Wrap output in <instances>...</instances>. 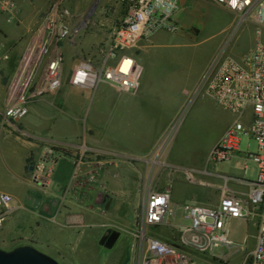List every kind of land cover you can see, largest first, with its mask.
I'll list each match as a JSON object with an SVG mask.
<instances>
[{"label":"crops","instance_id":"crops-1","mask_svg":"<svg viewBox=\"0 0 264 264\" xmlns=\"http://www.w3.org/2000/svg\"><path fill=\"white\" fill-rule=\"evenodd\" d=\"M54 1L69 3V0H15L14 16L0 10V168L8 174L7 193L15 197L14 212L0 234L11 240L8 245L12 248L6 250L36 246L73 264L85 253L94 252L108 232L117 230L118 241L124 234L131 237L130 264H135L133 232L138 214L133 213V204L139 201L142 209L147 193L156 189L170 191L173 203L192 201L188 188L180 185L176 172L171 170L168 156L159 162L152 157L159 137L149 129L150 124H164L177 118L185 101L181 96L174 100L172 93L177 89L181 94L183 90L180 84L176 86L175 77L156 73L142 76L136 94L120 92L108 81L101 82L95 90L72 86L70 77L88 53L106 52L97 48L109 43L110 31L118 27L119 19L118 12L110 13L109 8H103L101 11H108L104 14L107 16L95 19L96 28L87 31L84 12L88 6L83 8L81 3L90 5L94 0H76L81 6L69 9V23L81 28L79 35L59 44L53 42L51 46L52 53L64 58L62 87L38 96L21 121L6 120V109L16 101V91L11 85L15 75L42 62L43 70L46 68L49 57L40 60V50ZM153 37L142 40L139 48L145 52L148 64L153 63L151 69L156 70L158 61L176 56L147 51L155 46ZM145 64L143 72L147 69ZM206 69L194 85H199ZM42 82L36 81L35 87L42 86ZM184 93L189 90L184 89ZM198 112L206 114L217 129L212 150L235 117L211 100L205 101ZM123 139L127 141L125 144ZM46 146L56 148L58 160L44 185L33 180L31 168L34 169ZM236 154L226 162L243 159ZM214 168L202 170L205 177L200 182L211 186L215 197L200 204L217 206L226 193L246 200L248 182L253 178L247 179L248 168L243 172L224 166ZM208 176L219 180L213 182ZM26 189L27 192L33 189L37 197H28ZM24 215L28 220L22 224L16 227L8 224L11 218L21 220Z\"/></svg>","mask_w":264,"mask_h":264},{"label":"built area","instance_id":"built-area-1","mask_svg":"<svg viewBox=\"0 0 264 264\" xmlns=\"http://www.w3.org/2000/svg\"><path fill=\"white\" fill-rule=\"evenodd\" d=\"M210 1L234 14L236 20L227 45L214 57L194 94L212 98L235 117L211 150L209 160L216 163L230 160L240 150L241 135H248L257 142L258 154H246V158L257 164L258 176L256 181L248 182L246 200L226 193L214 207L189 202L176 204L170 191L150 190L133 232L135 264H228L225 250L230 252L236 247L231 238L232 221L255 218L256 245L244 264L248 259L250 264H264V0ZM126 5L127 13L113 32L105 61L96 66L83 60L70 77L72 86L95 90L101 82L108 81L120 92L139 91L143 66L129 51L138 49L142 40H150L160 31H178L175 16L181 9V0H127ZM16 7L15 0H0V10L11 16L15 15ZM70 16L71 11L62 2L50 6L40 50L41 58L49 57L43 84L34 85L36 68L19 72L13 83L16 101L6 109V120L21 121L38 96L62 87L64 58L52 53L51 46L53 42L59 44L79 35L81 29L70 25ZM247 23L255 26V41L246 53L235 58L228 53V47ZM173 131L161 141L159 152L163 153L166 143L172 140ZM57 158L54 146L43 148L32 173L36 183L47 184ZM14 203V195L0 192V230L13 214ZM161 226L170 229L175 244L149 234L150 229Z\"/></svg>","mask_w":264,"mask_h":264},{"label":"rangeland","instance_id":"rangeland-1","mask_svg":"<svg viewBox=\"0 0 264 264\" xmlns=\"http://www.w3.org/2000/svg\"><path fill=\"white\" fill-rule=\"evenodd\" d=\"M53 3H55V1ZM126 3L127 0H94L90 5L81 3L83 8L84 6H88L84 12L87 31H92L96 28L93 26V21L95 19H98L101 15L102 18L107 16L104 14H108V11L105 13L102 12L101 10H103V8H109L110 13L114 11L119 13V19L116 24L119 26L127 13ZM62 4L69 9L74 6H81L80 2L76 0H69V3ZM234 18V14H231L213 1L183 0V5L175 16L178 31H160L152 38L155 46L147 50L150 52L157 51L175 54V59L158 61L159 64H156L157 69L152 70L151 68L154 65L153 63L148 64V61L144 58L145 52H143V49L138 48L129 51V53L137 58L138 62L144 68L146 67L145 63H147V69L143 72L144 77L154 75L155 73L159 74V76L168 74V76L175 77L177 82H181H176L175 84L176 86L180 84L183 92L180 94L176 89L175 92L172 93V95H174V100L179 99L181 96L185 101V106L181 109L177 118L172 122L164 124H150L149 129L151 132L152 130L153 132H157V137H159L154 151L152 152V157L155 159V162H159L162 161L164 156H168L167 159L171 165V170L176 172L180 185L189 190L192 201L190 200L188 202L197 205H203L200 204L202 200L208 201L215 197L212 193V187L209 185L206 186L204 183L200 182V180L205 177L202 170L210 169L213 171L215 169L214 167H217L219 170L220 166H224L227 169L232 168L243 172L248 168V174L246 175L247 179L252 176V181H256L258 176L257 164L252 159L246 158V154H258L257 142L248 135H241L240 150L236 154L239 155L238 158H243L244 160L241 159V161H239V159H233L230 163L210 162L211 145L217 129L211 124L210 118L204 113L200 114L198 110L205 101L214 100L206 95L194 97L198 87L194 85L195 80L198 78L201 71H203L204 68H208L214 57L227 45L236 20ZM110 33L113 36L112 30ZM112 36L108 44H100L97 48H102L104 51L106 50V52L102 55L96 54L95 51V53L93 51L89 52L86 60H90L94 65L100 66L105 61V54L111 48ZM254 41L255 26L251 23H247L238 31L227 51L233 57L239 58L248 51ZM42 58L40 60H42ZM43 65L44 62L36 67L35 82L38 80L42 82L43 80L44 73L47 69V62L44 70ZM16 76L17 75H15V77ZM15 77L11 85H13ZM184 89H188L189 93L185 94ZM172 131L174 134L172 140L166 143L164 151H162L163 153L159 152L158 145L165 139L167 134ZM126 136L127 135H125V138ZM164 141H162V143ZM126 142V139H123V143L125 144ZM189 174L192 175L189 176ZM7 176V172L2 171L0 168V192L10 191V185L7 180H5ZM208 178H210L211 181L213 180V182H218L217 180H219L215 176H208L207 179ZM25 192H27V189ZM36 193L37 192L33 189H28L26 195L36 198ZM138 202L133 204L134 214H138L141 209V204ZM25 217L26 215L22 216L21 220L11 218L8 224H10L11 227H16V225L22 224V221L28 220ZM257 232V218L249 221L239 219L232 221L231 238L236 242V247L230 252L225 250V253L228 254V264H244L250 252L255 248ZM149 234L158 238L164 237L167 239L166 241L171 244L176 243V241L173 240L170 229L166 226L154 227L150 229ZM4 239L7 238L0 234V247L3 249L5 248V250L11 249V245H8L11 240L7 239L5 240L6 243H3L2 240ZM124 240L127 241L125 244L123 243ZM130 245L131 237L124 234L113 249H107L99 245L94 252L85 253V257L80 258V260H75L73 264H130ZM34 247L52 257L60 264H68L56 256L53 257L52 253L37 248L36 246ZM246 264H250V259L247 260Z\"/></svg>","mask_w":264,"mask_h":264},{"label":"water","instance_id":"water-1","mask_svg":"<svg viewBox=\"0 0 264 264\" xmlns=\"http://www.w3.org/2000/svg\"><path fill=\"white\" fill-rule=\"evenodd\" d=\"M34 170L33 168H31ZM120 237V232L113 230L108 232L100 240V245L107 249H113ZM0 264H60L52 257L39 251L34 246L22 245L12 250L0 247Z\"/></svg>","mask_w":264,"mask_h":264}]
</instances>
